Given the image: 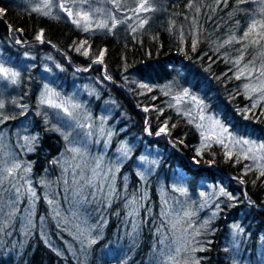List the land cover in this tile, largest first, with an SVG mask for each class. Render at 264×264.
<instances>
[{
    "label": "trees",
    "instance_id": "obj_1",
    "mask_svg": "<svg viewBox=\"0 0 264 264\" xmlns=\"http://www.w3.org/2000/svg\"><path fill=\"white\" fill-rule=\"evenodd\" d=\"M150 2V10L142 11L139 20L131 22L129 18L119 19L118 14L134 15L131 7L135 3L122 0L120 7H125L127 13L115 9L118 23L111 31L98 29L95 24L84 31L83 25L77 27L73 18L64 14L53 17L32 11V0H0V8L6 10L0 14L4 21H0L1 54L16 60L22 53L38 58L44 53L50 54L54 68L61 69V80L67 88L89 77L88 85L94 90L90 102L95 101L98 106L107 101L114 108L108 120L115 127L110 149L123 138L131 145L129 157L117 171L119 199L113 197L110 204L107 202L99 210L94 203L85 207V203L70 202L76 211L67 217L56 216L45 200L40 180L53 181L59 173L71 176V170L65 174L61 166L63 152L67 162H74L60 128L68 131L67 125L73 122L66 123L60 109L39 104L41 81L35 76L39 63L32 69L21 65L16 87L0 81V87L8 94L7 109L1 114L9 117L0 124V129L9 125L1 132L15 155L27 161L30 177L38 188L31 226L17 203L15 217L0 230V264H159L163 258L161 233L166 227L161 215L162 178L170 192L168 200L175 202L183 197L189 203L193 200L191 207L199 210L200 215L208 211L202 209L204 200L198 195V189L204 187L202 183H210L214 190L219 185L227 190L228 195L219 197L224 207L216 216L205 220L199 230L195 261L182 252V257L190 260L189 264H234L240 248L229 243V225L236 221L243 227L242 235L248 236L251 254L253 248L260 247L264 262V175H261L264 170L236 151H231L232 158H228L225 154L228 150L217 143L201 145L195 125L171 103L179 91L187 89L203 101L207 111L218 115L231 132L264 143V106L259 103L252 109L255 94L250 88L247 91L244 88L256 79L255 74L251 80L235 78L234 61L241 54L242 44L220 46L230 36H242L253 19L264 21V3L261 0ZM104 12H99V19H107L102 16ZM143 20L147 22L140 27ZM108 23L111 25V20ZM41 30L44 43L35 39ZM16 39L21 42L16 44ZM256 39L260 37L254 32L249 41ZM83 41L87 43L77 51ZM85 49L88 56L82 54ZM243 50L240 67L250 60H255L257 68L264 63V39L259 44L249 43ZM101 51L103 62H94ZM141 84L148 87L142 88ZM16 102L20 106L16 107ZM245 108L249 109L247 119L241 111ZM120 127L122 130L118 132ZM161 127H165L166 134L156 135ZM26 128L36 134L29 150L26 146L21 149L15 139ZM145 146L155 150L158 164L142 181L136 164ZM2 163L0 158V167L4 166ZM21 176L18 170L19 184ZM171 183L178 187L182 184L184 193L173 190ZM9 187L6 182L4 188ZM8 199L9 194L5 192L6 203ZM132 199L137 201L138 215L127 218L130 208L124 204ZM0 219L8 220L7 216ZM134 224L138 225L135 230ZM93 239L96 242L90 244Z\"/></svg>",
    "mask_w": 264,
    "mask_h": 264
},
{
    "label": "rangeland",
    "instance_id": "obj_2",
    "mask_svg": "<svg viewBox=\"0 0 264 264\" xmlns=\"http://www.w3.org/2000/svg\"><path fill=\"white\" fill-rule=\"evenodd\" d=\"M34 8L38 6H42L40 3V0H32ZM122 0H119V3ZM128 1V0H123ZM133 3H135L134 7H131V10L137 8V0H132ZM63 2V0H53L52 6L50 8L51 15L53 17H58L61 14H64L66 16L67 13L63 12L57 5L58 3ZM109 3V4H106ZM151 2L148 0V5H150ZM147 5V6H148ZM71 6V5H69ZM77 7L82 11H87L90 14L93 15L94 19H99L100 17V11L104 10L105 14H102L104 17L114 16L115 15V9L121 13H127L125 11V7L116 8L112 2V0H89L87 4H79ZM99 9L97 12L96 10ZM47 10V9H46ZM77 8H74L73 11L75 12ZM142 12V11H141ZM134 12V15L130 16H122L121 14L119 16V19H130L131 22H136L139 20V17L141 16L140 13ZM127 15V14H126ZM69 17V16H68ZM74 18V17H70ZM116 19V18H115ZM118 19V18H117ZM116 19V20H117ZM112 23V21H111ZM18 39L15 40V43ZM20 41V40H19ZM19 44V43H16ZM0 62H3L5 67H10L20 73V67L21 65L26 66L28 69H32L39 63L38 71L35 73V76L39 78V81H41V86L37 95V99L40 105L48 106V104H41V98L46 93V87L47 89H51L54 93H56V101L57 102H68L78 104L80 105L79 108L73 109L74 115L76 116L79 123H83L86 125H91V128H84L80 129L78 127L70 128L68 131H66L64 128H60L62 132V138H64L65 133H71L68 137V140H66L68 147L72 146H84L86 150V156L85 159L89 161L91 164L94 157L103 156L104 166L113 168L115 172V181L114 186L117 189L116 186V176L117 171H115L116 166L121 167V164L129 157L131 152V145L126 139H121L115 146L110 149L111 146V135L112 132L115 130V127L113 124L108 123V120L112 116L113 111V105L111 102L102 101L98 106H96L95 101L90 102V98L92 93L94 92L93 88L89 84V77H84L82 81H76V83L71 84L70 88H67L66 83H64L61 78V69L60 68H54L55 62L50 56V54L44 53L38 57H36L34 54L31 53H22L19 58L16 60V58H9L5 57L0 52ZM102 76H104L103 73H101ZM107 79V77H104ZM0 81L6 82L10 85V87H16L18 85V79L15 84L11 83V81L0 79ZM260 83V79H254L251 83L248 82L250 86H258ZM251 89V87H250ZM183 90L179 91L177 96H179ZM255 94L256 101L259 96L263 95L261 93ZM8 97L7 90H3L2 87H0V101L3 102L4 107L0 108V114L3 111H6V98ZM95 100V99H94ZM201 100V99H200ZM90 102V103H89ZM172 105L174 108L182 112L183 114L188 111L190 108H192V115H196V109L193 108L190 101H188L187 98H185L184 101L180 102L179 104L177 101L173 98L171 100ZM260 103L264 106V100H261ZM15 106H20L18 102L15 103ZM184 109V110H183ZM61 113L64 115V119L66 120V123H68L69 118L65 116V114L61 111ZM207 115L214 116L216 119L220 120L218 115H216L214 112L207 111ZM188 119L189 117L186 116ZM5 121V120H4ZM3 121V122H4ZM73 125H75L76 121H72ZM118 121H116L117 124ZM199 122L198 120H194L192 123L196 125V123ZM221 123H223L221 121ZM1 124V123H0ZM115 124V122H114ZM9 125L6 126V128ZM196 127V126H195ZM207 127V124H206ZM6 128L0 129V158H2V164L4 165V161L8 162L7 166H10L11 162L15 161L21 165V173L23 174L24 179H22L20 185H24V187H27V184H25V180L31 181V186L34 188L36 197L38 198V188L35 185L34 181L30 177V172L25 173L24 169L29 167L27 164V161L21 160L18 156L15 155V150L7 143V139L3 137V134L1 131L6 130ZM201 145L203 146H210L214 144V137L213 142L205 143L204 137L201 135V130L196 127ZM122 128L120 127L118 129V132H121ZM16 130L14 129V132ZM88 131H91V136H86L85 133ZM145 131V130H144ZM79 133V135H77ZM109 133L111 135H109ZM147 134V132L145 131ZM237 135L236 133H234ZM208 135V132L205 131V136ZM238 137H244L246 139H249L250 141L254 142L257 146L260 144H264L263 142L256 141L254 139H251L249 137L245 136H239ZM27 138V139H26ZM18 141V146L22 149V147H27V150L30 149L31 145L34 144V141L36 139V134L30 133L29 128H26L24 132L21 135H18L15 138ZM70 141H73L74 143H70ZM218 144V143H217ZM220 145V144H219ZM122 146H126L129 151L126 156L122 155L120 152V149ZM229 151V149H227ZM231 151H236L241 154L239 149H231ZM248 158L252 161L253 165L261 170H264V149H258L254 148L253 152L247 153ZM66 153H62L60 155V161L65 162L66 161ZM75 163V161H73ZM158 164V159L156 156L155 150H151L149 147H144L140 155L137 157V164H136V171L142 181H145L147 177L151 173H153ZM205 164V163H201ZM5 166V165H4ZM79 171V170H78ZM86 175H90L91 173L85 170ZM121 185L122 190L125 192L126 189V182L124 183V176L121 177ZM64 179L68 180L69 185L72 184V174L71 176L62 175L59 173V177H56L52 180L48 181L46 179H41L40 184L42 186V191L45 195V200L48 202V199H54L56 201L55 209L59 211L61 215L64 217H67L68 214H73V211H76L75 208H73L72 205H70V202H73L72 196H71V188H69V192H64ZM19 182V181H17ZM83 183V181H81ZM19 184V183H18ZM204 187H200L198 189V195L202 197V202L204 200V203L202 205V209L207 208L208 211L204 215H200L199 210H195L191 207V204L193 203V200H190V203L185 200V197L181 199L175 200V202H171L167 199L168 194L170 193L165 186V183L163 181V178L161 179L160 184V194L162 196V210H168L170 212V216L165 217L164 221L166 223V227L163 229V232L161 233V240H164V243L161 244V250L163 249L165 253L168 252V246L173 249V254L175 248L179 247L181 249L180 253L176 256V259L179 262H182L183 264H189L190 260L187 261V257H182V252H185L186 255H190L192 257V261H195V251L196 247L198 248V243H196L199 240L198 235H200V231L202 228V224L209 219V217L216 216L219 213L220 208L224 207V202L219 199L220 195H224L221 192V189H223V192L226 193L227 190L219 185L217 190H214L213 185L210 183H202ZM107 190V185L105 186ZM171 188L173 190L184 188V186L181 184L180 187L175 186L174 183H171ZM92 189H86V192H91ZM180 192V191H177ZM181 193V192H180ZM203 193V195H201ZM25 198L20 197L18 205L22 207L25 214H27L26 219L29 217V210L31 212L30 219L32 218V212L34 214L35 209V203L36 199H30L28 194L25 193ZM67 196V199L65 198ZM141 200H144L142 198ZM65 202V205H61L62 202ZM68 201V202H67ZM129 201V200H128ZM164 201H167V205H165ZM127 202V201H126ZM202 202L199 201L201 204ZM85 207L86 205H89L94 203L98 210L100 208H103L106 206L107 201L103 198H98L97 200H93V198L89 195L88 201L84 202ZM83 203V204H84ZM126 204V203H125ZM124 204V207H125ZM52 212L54 211V206L51 205ZM102 206V207H101ZM126 208V207H125ZM131 210V209H129ZM128 210V211H129ZM187 210L192 213L190 217L184 218L181 220L180 225H178V230L172 231L170 228V224L168 223L169 219H175L177 214L180 216L183 215V212ZM126 217L129 218V216L126 214ZM147 217V216H146ZM135 218V217H134ZM42 219V218H40ZM133 219V218H132ZM32 222V220H31ZM190 225V226H189ZM243 233V227L239 224V221L231 222L229 225V243L232 246L239 247L240 251L238 254V257L234 264H264L260 247L253 248V255L252 253V247L248 243V236L242 235ZM180 264V263H179Z\"/></svg>",
    "mask_w": 264,
    "mask_h": 264
},
{
    "label": "snow or ice",
    "instance_id": "obj_3",
    "mask_svg": "<svg viewBox=\"0 0 264 264\" xmlns=\"http://www.w3.org/2000/svg\"><path fill=\"white\" fill-rule=\"evenodd\" d=\"M89 0H63V2L58 3V7L69 17L73 18V23L77 25V27H81L83 25L84 31H89L92 24H95L96 28L98 29H108V31H111L112 28L116 26L118 21H116L114 16H109L107 19H94L93 15L90 14L87 11L80 10L77 5L79 4H87ZM114 6L116 8H119V0H112ZM242 2V0H241ZM262 3H264V0H261ZM40 3L42 6H38L32 9V11L40 13L44 16L51 15L50 8L52 6L53 0H40ZM71 5V6H69ZM148 5V0H137V8L133 9L134 12L139 13L141 11L147 12L150 10V7ZM77 8V10L74 12L73 9ZM47 9V10H46ZM97 12L99 9L96 10ZM6 12L5 9L0 8V14H4ZM111 20L112 23L109 25L108 21ZM146 20L141 21L140 27H143V24L146 23ZM259 29V31H258ZM136 29H133L135 31ZM17 31H22L21 29H17ZM256 33L257 36L260 37V39H264V21H257L253 19L248 28L243 32V35L239 38L235 35L230 36L227 40L223 42L220 46L223 47L226 44H232V43H240L242 44V49L240 50V56L234 61L235 66H237V73L235 75L236 79H240L241 77H244L245 79L251 80L255 74V78L257 80L260 79V77H264V63L260 65V67H256L255 60H250L246 64L243 65V67H240L241 62L244 60V50L249 46V43L252 44H259L260 39L249 41V37L252 33ZM37 41L40 43H44V35L43 30H41L35 37ZM21 41L17 40L16 43H20ZM87 43V41L81 42L80 47H78L76 50L80 51V48L84 47V45ZM90 47V46H89ZM196 47V41L193 42V51H195ZM85 56H88L89 53L87 49H85L82 53ZM103 51L100 52L99 56L94 62L102 63V57H103ZM20 76V73L10 67H5L3 62H0V79L11 81V83L15 84L17 82L18 77ZM46 87V93L42 96L40 103L41 104H48V106L60 109L66 117L69 118L70 121H76L75 125L72 123H69L67 126L69 128L78 127L80 129L84 128H91V125H86L83 123H79L76 116L74 115L73 109L79 108L80 105L68 102H57L55 97L56 93H54L51 89H47ZM140 87L147 88L148 86L146 84H141ZM251 87L252 93H264V80H261L258 86H250L249 84H245L244 88L245 90H249ZM151 91V89H149ZM185 98L188 99V101L191 102L194 109H196V115H192V108H190L188 111L184 113V115L189 117V123H192L194 120H198L199 122L196 123V127L201 130V135L204 137L205 143L214 142L220 144L225 149H229L225 154L228 158H232V152L231 149H239L241 154L244 155V158H248L247 153L253 152L254 148L258 149H264V144L256 145L254 142L250 141L249 139H246L244 137H238L233 132L229 130L227 126H225L223 123H221L220 120L216 119L214 116L207 115V109L206 105H204L203 101L200 100L197 96L191 94L187 89H184L183 92L179 95L174 97V99L179 104L180 102L184 101ZM249 99H251V96H249ZM261 100H264V95H261L258 97V99L251 105L252 109H255ZM4 104L2 101H0V108H3ZM147 111V109H145ZM245 115L244 118L247 119L248 116L246 113L249 111L248 108H245L241 110ZM9 117L3 116L0 114V123H2L4 120H7ZM167 122H165L166 125ZM207 124V127H206ZM59 130V129H57ZM205 131L208 132V135L205 136ZM161 133H165V127H161L160 130L156 133V135H160ZM71 133H65L64 138L65 140H68V137ZM79 135V133H77ZM86 136H91V131H88L85 133ZM109 135H111L109 133ZM27 139V138H26ZM70 143H74L73 141H70ZM67 151H70L73 153L72 155V161H75V163L67 162L65 161L62 163V167L64 169V173L67 174L69 170L72 172V184L69 185L68 180L64 179V192L68 193L69 188H71V196L73 203L76 205H79L81 203L88 201V196L90 195L93 200H97L98 198H103L106 200L109 204L111 203V200L113 197L119 199L120 194L117 192L114 181H115V172L113 168L105 167L103 156L94 157L91 164L88 160L85 159L86 156V150L85 147L82 146H72L67 149ZM129 149L126 146H122L120 149V152L122 155L126 156ZM197 155H200V151L197 150ZM67 164V166H65ZM3 167H0V218L7 216L8 220L7 222L3 219H0V230H3V227L7 225V223H10V221L15 217L16 212L18 211V208L15 207V205L19 202V199L21 196H23L25 193L28 194L30 199H36V193L34 188L31 186L30 180H25V184H27V187L25 188L24 185L18 184L17 181V172L21 169V165L15 161L11 162L10 166L8 165L7 161H4ZM30 167H27L24 169V172H30ZM79 170V171H78ZM85 170L90 172V175L85 174ZM115 171H119V166H116ZM261 175H264V172H261ZM20 179H24V177H20ZM83 181V183H81ZM8 183L10 185L9 188L5 189L4 184ZM243 182V181H241ZM107 185V190L105 186ZM23 189V191H22ZM86 189H92L91 192H86ZM177 191H180L181 193H184L183 188L176 189ZM7 192L9 194V199L7 203L4 200V193ZM222 194L228 195L227 193L223 192V189H221ZM203 195V193H201ZM67 199V196L65 197ZM231 199L232 197L229 196ZM48 203L50 205L54 206V211L56 216H59L60 213L58 210L55 209L56 201L54 199H48ZM165 205H167V201H164ZM137 204V201L135 199L129 200L126 202L125 207L130 208L131 210L128 211L127 215L129 217H135L138 215V208L135 206ZM5 207L8 208V211L5 212ZM76 215V213H74ZM162 216L168 217L170 216V212L168 210H162L161 213ZM192 213L190 211L185 210L183 212V215L180 216L177 214L175 219H169L168 223L170 224V228L172 231L178 230V225H180L181 220L184 218L190 217ZM31 212L29 210V217L27 219V223L29 226H31ZM190 226V225H189ZM134 230L138 227V225H133ZM160 229H157V232H159ZM96 241L93 239L89 241L90 244H94ZM161 244L164 243V240L162 239L160 241ZM181 249L179 247L175 248L173 254V249H171L170 246H168V252L165 253L164 250H161V257H163L159 264H179V261L176 259V256L180 253Z\"/></svg>",
    "mask_w": 264,
    "mask_h": 264
},
{
    "label": "water",
    "instance_id": "obj_4",
    "mask_svg": "<svg viewBox=\"0 0 264 264\" xmlns=\"http://www.w3.org/2000/svg\"><path fill=\"white\" fill-rule=\"evenodd\" d=\"M0 21L4 22L2 18H0Z\"/></svg>",
    "mask_w": 264,
    "mask_h": 264
}]
</instances>
